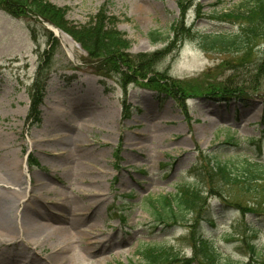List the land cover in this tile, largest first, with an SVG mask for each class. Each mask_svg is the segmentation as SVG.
I'll list each match as a JSON object with an SVG mask.
<instances>
[{
    "label": "rangeland",
    "instance_id": "374dc122",
    "mask_svg": "<svg viewBox=\"0 0 264 264\" xmlns=\"http://www.w3.org/2000/svg\"><path fill=\"white\" fill-rule=\"evenodd\" d=\"M49 1L65 9L67 28H79L104 9L131 41L130 52H157L147 77L159 72L177 88L120 82L97 71L65 27L58 26L80 47L75 58L48 27L57 25L0 6V200L9 198L17 212L47 215L49 224L81 230L90 243L71 237L68 264H146L144 246H171L178 255L154 264H205L194 252L197 237L212 243L220 258L264 264V193L224 188L208 176L214 161L239 150L252 158L264 154V69L257 68L264 42L253 40L244 53L205 49L187 35L237 30L218 16L242 0H193L183 15L176 0ZM181 19L189 31L176 35L172 28ZM233 74L259 91H248L244 101L207 91L209 83L217 86ZM39 89V120H33L31 95ZM189 184L202 193L186 221L165 225L150 218L147 196ZM210 184L238 207L221 204ZM13 222L24 235L0 237V264L10 257L12 264H20L18 258L52 264L45 260L52 232L35 246L21 216ZM250 242L259 254L251 262Z\"/></svg>",
    "mask_w": 264,
    "mask_h": 264
},
{
    "label": "trees",
    "instance_id": "16d2710c",
    "mask_svg": "<svg viewBox=\"0 0 264 264\" xmlns=\"http://www.w3.org/2000/svg\"><path fill=\"white\" fill-rule=\"evenodd\" d=\"M192 1L176 0L182 15L192 4ZM0 6L10 12L28 10L61 28L65 27L63 29L70 33L86 51V58H89L90 61H88L96 66V70H103L109 76L120 80V82L126 83L128 80H134L151 88L159 86L166 92H172L173 88H177L171 77L166 78L159 72H152V75L147 77V73L151 71L152 63L158 58L157 52H130L131 41L114 25L112 15H107L102 8L79 28L68 27L71 28L68 29L65 25V9L51 3L49 0H0ZM218 17L222 20L236 23L238 29L233 32L226 30L198 31L194 34L186 32L187 35L195 37L199 45L205 49L233 48L244 53L248 52L253 40L261 38L264 42V0H242L228 10L219 12ZM183 25V19H181L172 28L176 35L189 31ZM154 33L155 31L153 30L149 31L151 36L155 35ZM262 47L264 55V43ZM92 64L90 65L93 66ZM257 68L264 69V58L257 65ZM111 74H116L117 76ZM140 78H146L145 82L140 81ZM157 80L165 81L159 84ZM37 85L38 81L35 83V86ZM206 88L209 93L222 94L224 98L238 97L241 101L249 98L248 91H255L254 93L259 91L258 87L255 88V85H248L244 80L239 82L235 78V74L231 77H225L223 82L217 86L209 83ZM40 94L41 90L39 89V91L32 92L31 95L30 116L33 120H39L36 105L41 101ZM232 139L235 140L234 137ZM235 144L238 145V142H235ZM208 176L210 180L216 177L224 188L237 185L246 191L253 190L255 193L260 191L264 193V154L259 158H252L239 150L224 160L214 161L211 165V173ZM215 185V189L213 184L209 185L210 189L213 190L211 193H215L219 197L221 204L238 207L239 202L237 200L231 198L227 193H223L219 186ZM201 193V190L189 184L177 193L161 194L156 197L147 196L143 205L154 222L173 225L187 220V215L192 211L191 204L200 197ZM253 212L261 213L260 211ZM193 234L194 229L192 231ZM193 247L195 254H198L199 263L239 264L237 261L230 260V258H220L218 249L204 237H197L194 240ZM256 251L255 243L250 242L247 244L250 262L259 257ZM140 253L143 254L146 264H154L158 259L163 261L174 260L178 256L173 252L171 246L160 248L144 246Z\"/></svg>",
    "mask_w": 264,
    "mask_h": 264
},
{
    "label": "bare ground",
    "instance_id": "6f19581e",
    "mask_svg": "<svg viewBox=\"0 0 264 264\" xmlns=\"http://www.w3.org/2000/svg\"><path fill=\"white\" fill-rule=\"evenodd\" d=\"M141 10V9H140ZM143 10H141L142 12ZM54 34L59 37L63 46L65 47L68 54L75 58L76 52L80 51V47L78 44L73 41V39L63 30L58 29L54 26H50ZM56 155L52 154V157ZM52 164V162H51ZM54 164V163H53ZM19 191H12L13 195H16ZM12 201L7 199L0 200V237L7 236L8 238H15L16 236L23 237V231L16 230V225L13 222L15 219L21 216V220L26 224L27 227V235L31 240V244L38 246L42 240H47V231L52 232V252H50L45 260L52 264H68L66 260V251L67 248L72 244L73 239L78 240L80 243L89 244L90 239L87 236H83V232L81 230L73 231L70 226L66 225H54L49 224L51 218L45 215V218H42L38 215H33L32 213L26 212L25 209H21L20 212L13 207ZM19 205V204H18ZM83 212V211H82ZM19 216V217H18ZM72 225V224H71ZM75 226V225H72ZM93 232V231H92ZM97 233H102L101 230H96ZM71 239V237H73ZM1 240V239H0ZM20 264H30L29 260H25V258H18ZM14 258H9L5 264H12Z\"/></svg>",
    "mask_w": 264,
    "mask_h": 264
}]
</instances>
